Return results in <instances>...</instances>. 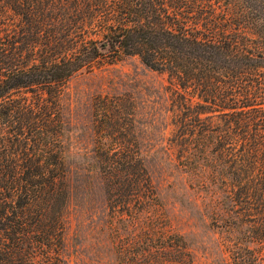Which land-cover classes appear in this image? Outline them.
Here are the masks:
<instances>
[{
  "label": "trees",
  "instance_id": "trees-1",
  "mask_svg": "<svg viewBox=\"0 0 264 264\" xmlns=\"http://www.w3.org/2000/svg\"><path fill=\"white\" fill-rule=\"evenodd\" d=\"M126 57L166 77L170 149L230 233L233 264H264V0H0V264H67L63 99ZM93 112L113 216L151 206L135 99L98 96Z\"/></svg>",
  "mask_w": 264,
  "mask_h": 264
},
{
  "label": "rangeland",
  "instance_id": "rangeland-1",
  "mask_svg": "<svg viewBox=\"0 0 264 264\" xmlns=\"http://www.w3.org/2000/svg\"><path fill=\"white\" fill-rule=\"evenodd\" d=\"M166 85L165 76L137 57L70 81L63 99L64 142L73 185L65 235L67 264H233L225 246L230 233L214 226L208 201L170 149L173 128ZM124 94L137 103L141 152L158 199L151 206L117 205L115 217L96 160L93 101ZM165 235L176 244L184 241L187 248L170 247Z\"/></svg>",
  "mask_w": 264,
  "mask_h": 264
}]
</instances>
